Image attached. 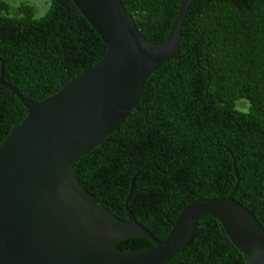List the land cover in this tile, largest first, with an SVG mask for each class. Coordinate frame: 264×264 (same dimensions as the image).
Here are the masks:
<instances>
[{
	"label": "trees",
	"instance_id": "obj_1",
	"mask_svg": "<svg viewBox=\"0 0 264 264\" xmlns=\"http://www.w3.org/2000/svg\"><path fill=\"white\" fill-rule=\"evenodd\" d=\"M36 19L26 2L0 0V71L4 81L38 102L59 91L105 53L100 37L71 0H47ZM141 36L167 39L181 0H121ZM180 59L147 79L138 110L72 170L102 209L135 220L163 240L181 210L197 199H234L264 229V0H194L185 17ZM248 103L246 111L236 103ZM26 110L0 86V144ZM230 152V153H229ZM130 192V195H129ZM143 237L120 251L151 247ZM222 226L199 218L185 248L167 264H245Z\"/></svg>",
	"mask_w": 264,
	"mask_h": 264
},
{
	"label": "water",
	"instance_id": "obj_2",
	"mask_svg": "<svg viewBox=\"0 0 264 264\" xmlns=\"http://www.w3.org/2000/svg\"><path fill=\"white\" fill-rule=\"evenodd\" d=\"M192 1L181 0L167 39L150 43L121 0H71L100 37L105 53L38 102L4 81L1 61L0 86L27 114L0 144V264H167L189 243L202 216L222 226L232 246L246 257L245 264H264V229L234 199L240 181L235 159L230 194L188 203L163 240L135 220L128 197L126 219L121 220L96 204L72 170L138 110L151 74L181 58L180 35ZM131 237L146 238L152 246L115 248L116 242Z\"/></svg>",
	"mask_w": 264,
	"mask_h": 264
},
{
	"label": "rangeland",
	"instance_id": "obj_3",
	"mask_svg": "<svg viewBox=\"0 0 264 264\" xmlns=\"http://www.w3.org/2000/svg\"><path fill=\"white\" fill-rule=\"evenodd\" d=\"M7 2L12 6H17L20 3H30L35 9V18L38 19L42 17L49 8V3L47 0H2ZM248 107V103L244 100L238 101L236 103V109L241 111H246Z\"/></svg>",
	"mask_w": 264,
	"mask_h": 264
}]
</instances>
